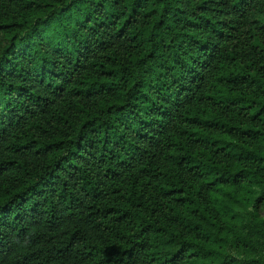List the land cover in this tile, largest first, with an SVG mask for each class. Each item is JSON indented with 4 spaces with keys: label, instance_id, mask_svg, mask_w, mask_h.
<instances>
[{
    "label": "trees",
    "instance_id": "trees-1",
    "mask_svg": "<svg viewBox=\"0 0 264 264\" xmlns=\"http://www.w3.org/2000/svg\"><path fill=\"white\" fill-rule=\"evenodd\" d=\"M0 264H264V0H0Z\"/></svg>",
    "mask_w": 264,
    "mask_h": 264
}]
</instances>
